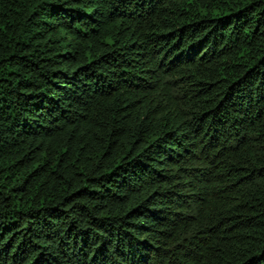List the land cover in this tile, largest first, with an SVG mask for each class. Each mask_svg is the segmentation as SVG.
Listing matches in <instances>:
<instances>
[{
    "label": "trees",
    "instance_id": "16d2710c",
    "mask_svg": "<svg viewBox=\"0 0 264 264\" xmlns=\"http://www.w3.org/2000/svg\"><path fill=\"white\" fill-rule=\"evenodd\" d=\"M0 264H264V0H0Z\"/></svg>",
    "mask_w": 264,
    "mask_h": 264
}]
</instances>
